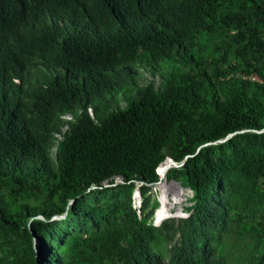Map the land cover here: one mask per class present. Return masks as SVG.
Returning a JSON list of instances; mask_svg holds the SVG:
<instances>
[{
	"label": "trees",
	"instance_id": "obj_1",
	"mask_svg": "<svg viewBox=\"0 0 264 264\" xmlns=\"http://www.w3.org/2000/svg\"><path fill=\"white\" fill-rule=\"evenodd\" d=\"M229 230L264 264V0H0V264H227Z\"/></svg>",
	"mask_w": 264,
	"mask_h": 264
},
{
	"label": "rangeland",
	"instance_id": "obj_2",
	"mask_svg": "<svg viewBox=\"0 0 264 264\" xmlns=\"http://www.w3.org/2000/svg\"><path fill=\"white\" fill-rule=\"evenodd\" d=\"M70 115L67 117L69 118ZM167 170V164H163L160 167V171L162 173L166 172ZM116 183L121 182V180H115ZM157 182L153 184L152 186V192L154 197L158 199L159 194L161 193L162 189L165 190L167 195V205L169 206L168 212L172 214H180L181 212L185 214L188 212V208L192 204L191 197L193 195V192L190 188H187L183 185H181L180 182L176 180L172 181H166L164 179V183ZM181 191V194L179 193ZM135 195V194H134ZM177 197L178 200H173L174 197ZM160 197V196H159ZM162 199V198H161ZM133 205L137 204L140 201V198L136 199L134 196L132 198ZM174 201V202H173ZM160 203V202H159ZM161 205V204H160ZM136 205H134L135 207ZM187 216L189 213H186ZM184 217L175 216L172 218V220H175L176 222H179ZM179 238V235L176 237L175 240ZM173 241L171 244L168 245H162L160 247L162 253L164 254L166 260H169L171 257V248L174 245ZM251 239L248 236L240 235L239 233L229 230V232H226L223 235V242L217 241L215 242V245L217 246L218 253H220L224 260H226L227 264H235L238 261L245 260L247 256H245L246 251L249 249Z\"/></svg>",
	"mask_w": 264,
	"mask_h": 264
},
{
	"label": "clouds",
	"instance_id": "obj_3",
	"mask_svg": "<svg viewBox=\"0 0 264 264\" xmlns=\"http://www.w3.org/2000/svg\"><path fill=\"white\" fill-rule=\"evenodd\" d=\"M157 171H158V169H157ZM158 173H159V171H158ZM160 174V173H159ZM165 174H166V172H164V176H165ZM160 176H161V179H163V174H160ZM140 192V191H139ZM193 192V191H192ZM133 196H134V194H133ZM138 197V196H137ZM138 198H140V201L137 203V204H134V205H136L135 207L136 208H138V210L140 209V207H141V203H142V197H141V195H140V193H139V197ZM155 213H156V211H155ZM155 213H154V216H153V223L155 224V225H157V226H160V225H162V223L164 222V221H166V220H168V219H172V218H174L175 216H179V217H184V218H188L189 217V215L187 216V214L186 213H190V212H186L185 214H183L182 212L180 213V214H177V213H175V214H172V213H170V215L169 216H167L166 218H163L160 222H156V216H155Z\"/></svg>",
	"mask_w": 264,
	"mask_h": 264
},
{
	"label": "bare ground",
	"instance_id": "obj_4",
	"mask_svg": "<svg viewBox=\"0 0 264 264\" xmlns=\"http://www.w3.org/2000/svg\"><path fill=\"white\" fill-rule=\"evenodd\" d=\"M171 161H172V160H171ZM171 161L168 163L167 167L170 165ZM167 170H168V169H167ZM167 170H166V171H167ZM158 171H159V169H158ZM159 173H160V172H159ZM160 174H162V173H160ZM164 177H165V176H164ZM164 177H163V178H164ZM135 191H136V190H135ZM140 195H141V194H140ZM159 196H160V198H162L163 201H164V200H165V201L167 200V195H166L165 190L162 189V191H161V193L159 194ZM166 202H167V201H166ZM169 215H170V214H169ZM169 215H168V216H169ZM155 216H156V214H155ZM155 219H156V218H155ZM156 222H157V221H156Z\"/></svg>",
	"mask_w": 264,
	"mask_h": 264
},
{
	"label": "water",
	"instance_id": "obj_5",
	"mask_svg": "<svg viewBox=\"0 0 264 264\" xmlns=\"http://www.w3.org/2000/svg\"><path fill=\"white\" fill-rule=\"evenodd\" d=\"M173 164L178 165L177 162H175L174 160H172L171 163H170V165L167 167V169H169ZM165 171H166V170H165ZM162 174H163V176H164V173H162Z\"/></svg>",
	"mask_w": 264,
	"mask_h": 264
}]
</instances>
